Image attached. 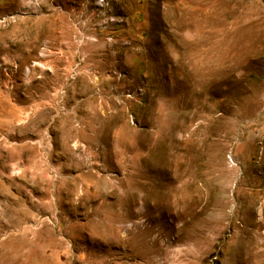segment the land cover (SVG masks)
<instances>
[{"label": "rangeland", "instance_id": "1", "mask_svg": "<svg viewBox=\"0 0 264 264\" xmlns=\"http://www.w3.org/2000/svg\"><path fill=\"white\" fill-rule=\"evenodd\" d=\"M0 264H264V0H0Z\"/></svg>", "mask_w": 264, "mask_h": 264}]
</instances>
